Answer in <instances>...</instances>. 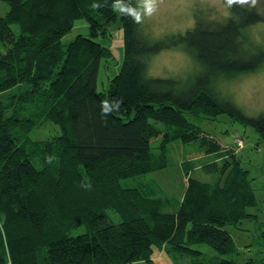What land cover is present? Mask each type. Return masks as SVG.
Returning <instances> with one entry per match:
<instances>
[{
	"label": "trees",
	"instance_id": "16d2710c",
	"mask_svg": "<svg viewBox=\"0 0 264 264\" xmlns=\"http://www.w3.org/2000/svg\"><path fill=\"white\" fill-rule=\"evenodd\" d=\"M2 1L8 8L0 16V264H134L151 261L163 247L199 257L193 248L199 243L216 255L192 264H239L226 226L256 217L248 211L257 205L251 179L234 150L188 116L226 114L264 138V112L244 115L215 85L221 76L263 66L264 42L249 43L244 32L264 25L262 7L227 6L223 19L197 9L184 32L152 38L144 23L113 11V0ZM78 19L99 29V38L78 34L63 44ZM109 24L122 31L123 59L97 91L100 62L113 58ZM176 47L196 71L147 75L154 54ZM105 101L119 108L105 115ZM44 120L60 133L28 138ZM175 140L215 156L202 166L213 179L188 176L177 205L144 185H122L165 166ZM258 244L264 253V228Z\"/></svg>",
	"mask_w": 264,
	"mask_h": 264
},
{
	"label": "rangeland",
	"instance_id": "374dc122",
	"mask_svg": "<svg viewBox=\"0 0 264 264\" xmlns=\"http://www.w3.org/2000/svg\"><path fill=\"white\" fill-rule=\"evenodd\" d=\"M259 7L264 10V0H257ZM8 5L0 0V16L7 11ZM201 9L213 18L223 19L229 15L227 5L223 0H160L157 12L144 19V28L152 38L164 34L184 32L194 22V12ZM16 30L18 26L12 24ZM102 28V27H101ZM110 38L113 58L100 62L97 75L96 89L103 91L107 87L108 79L116 74L123 59L122 31L115 25L105 26ZM98 30L83 19L74 22L72 29L64 35L62 43L67 44L78 34L99 38ZM249 43L264 42V25H254L244 30ZM107 40V39H106ZM251 40V42H250ZM111 63V65H109ZM197 63L180 47L166 48L154 54L148 62L147 75L169 78L185 76L197 69ZM220 94L235 102L246 116H256L264 112V64L253 72H243L235 75L221 76L215 81ZM25 88V86H23ZM16 89V88H15ZM12 90L6 91L10 93ZM188 119L222 145L231 147L240 166L248 171L251 186L257 199V205L248 209L249 213L256 214L253 218H244L235 225L226 228L232 235L236 253L231 258L242 264H264V253L258 244V234L264 228V138L251 126L232 120L226 114L217 116H188ZM60 133L59 127L51 121H43L27 134L30 139H42ZM155 147L156 144H153ZM157 152L156 148H152ZM214 155L198 152L196 144L184 145L175 140L166 147V164L163 167L150 170L133 178L121 181L124 187L144 185L150 189L152 196H161L170 199L177 205L181 201L188 182V176L196 175L202 180L213 179L212 173L202 170V166L215 160ZM112 211L110 215H112ZM193 248L202 251L199 257L181 254L174 250L169 252L165 247L154 249L151 261H138L134 264H192L194 260L214 259L216 253L204 245L196 244ZM6 264H9L6 261Z\"/></svg>",
	"mask_w": 264,
	"mask_h": 264
},
{
	"label": "clouds",
	"instance_id": "9594fccd",
	"mask_svg": "<svg viewBox=\"0 0 264 264\" xmlns=\"http://www.w3.org/2000/svg\"><path fill=\"white\" fill-rule=\"evenodd\" d=\"M228 7L233 5H239L241 7L250 5L254 7L257 0H225ZM160 0H136L133 4L131 0H113L111 5L113 11L119 12L121 15H125L131 18L133 23L141 24L146 17L154 15L159 7ZM93 9L102 7L99 3H93L91 5ZM103 107L104 114L106 115L112 108H119V102L109 105V102L105 101ZM81 187L91 188L90 183L81 184Z\"/></svg>",
	"mask_w": 264,
	"mask_h": 264
}]
</instances>
